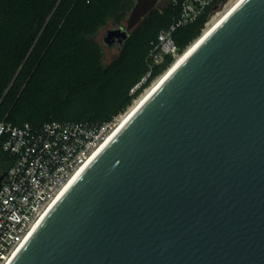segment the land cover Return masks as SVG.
<instances>
[{
    "label": "water",
    "instance_id": "95a60500",
    "mask_svg": "<svg viewBox=\"0 0 264 264\" xmlns=\"http://www.w3.org/2000/svg\"><path fill=\"white\" fill-rule=\"evenodd\" d=\"M159 1L134 0L101 44L120 51ZM11 264H264V0L196 47Z\"/></svg>",
    "mask_w": 264,
    "mask_h": 264
},
{
    "label": "trees",
    "instance_id": "16d2710c",
    "mask_svg": "<svg viewBox=\"0 0 264 264\" xmlns=\"http://www.w3.org/2000/svg\"><path fill=\"white\" fill-rule=\"evenodd\" d=\"M185 1H159L104 64L95 36L108 23L121 25L134 0H0V122L102 124L123 113L173 62L165 57L130 94L148 71L158 33L174 25L181 54L227 0L177 25ZM10 161L0 144V174Z\"/></svg>",
    "mask_w": 264,
    "mask_h": 264
},
{
    "label": "built area",
    "instance_id": "2783aa9c",
    "mask_svg": "<svg viewBox=\"0 0 264 264\" xmlns=\"http://www.w3.org/2000/svg\"><path fill=\"white\" fill-rule=\"evenodd\" d=\"M213 3L214 0H186L177 25L205 14ZM211 17L212 14L204 27ZM174 28L173 25L158 33L149 53L148 71L130 94L165 57L170 56L174 61L179 55L171 34ZM128 108L102 124L47 121L33 126L27 122H0V144L11 160L0 185V264H11L43 213L114 132Z\"/></svg>",
    "mask_w": 264,
    "mask_h": 264
},
{
    "label": "bare ground",
    "instance_id": "6f19581e",
    "mask_svg": "<svg viewBox=\"0 0 264 264\" xmlns=\"http://www.w3.org/2000/svg\"><path fill=\"white\" fill-rule=\"evenodd\" d=\"M244 0H235L232 4L227 6V9L219 14L216 18H211V20L206 25V29L193 43H191L183 53L179 54L171 65L148 87L144 90V93L138 97L133 104L128 108L127 112L123 114L120 118L118 125L114 132L106 139V141L94 152V154L89 158L85 165L72 177V179L63 187L58 196L54 199L51 205L43 213L40 220L33 227L31 234L36 231L40 223L45 219L48 213L53 209L56 203L61 199V197L66 193V191L71 187L73 182L79 177L82 171L90 164V162L102 151V149L109 143V141L118 133V131L135 115V113L150 99V97L159 89V87L176 71V69L187 59V57L196 49V47L206 38L218 25L230 14L240 3ZM16 257V255H15ZM14 259V258H13Z\"/></svg>",
    "mask_w": 264,
    "mask_h": 264
},
{
    "label": "rangeland",
    "instance_id": "374dc122",
    "mask_svg": "<svg viewBox=\"0 0 264 264\" xmlns=\"http://www.w3.org/2000/svg\"><path fill=\"white\" fill-rule=\"evenodd\" d=\"M235 0H227L218 10H216L215 12L212 13V17L211 18H216L217 16H219V14L223 13L226 9H227V6H229L230 4H232ZM122 25H125V21L122 23ZM113 28H117L116 25H113L112 23H108L105 27H103L102 29L99 30V32L97 33V35L95 36V40L102 46L103 48V51H104V58H103V63L104 64H108L111 60H113L114 58L117 57L118 55V49L111 45V46H103L101 44L102 42V39H103V36L104 34L106 33V30L108 29H113ZM206 29V26L203 28L201 34L203 33V31ZM200 34V35H201ZM200 37V36H199ZM193 43V42H192ZM162 74V73H161ZM160 74V75H161ZM159 75V76H160ZM158 76V77H159ZM157 77V78H158ZM155 78L152 83L157 79ZM151 83V84H152ZM150 84V85H151ZM150 87V86H149ZM148 88V87H147ZM146 88V89H147ZM145 89V90H146ZM144 93V91L140 94L142 95ZM140 95L138 97H140ZM137 99V98H136ZM133 104V102H132ZM131 106V105H130Z\"/></svg>",
    "mask_w": 264,
    "mask_h": 264
}]
</instances>
